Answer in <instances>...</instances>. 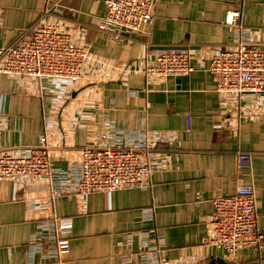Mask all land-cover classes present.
<instances>
[{"label":"crops","instance_id":"crops-1","mask_svg":"<svg viewBox=\"0 0 264 264\" xmlns=\"http://www.w3.org/2000/svg\"><path fill=\"white\" fill-rule=\"evenodd\" d=\"M105 1L0 0V48L47 22L88 52L78 84L0 74V151L37 147L47 137L51 167L66 171L111 127L165 136L158 151L167 168L153 173L148 187L62 196L40 209L29 202H45L47 180L0 182V264H27L37 224L53 216L73 224L62 264H122L125 255L143 264L145 238L163 239L171 264H264V245L231 260L205 245L213 201L234 195L239 184L254 186L264 232V94L226 110L207 71L213 50L235 46L226 24L231 10L241 11L245 37L264 45V0H158L153 26L136 34L99 29ZM177 48L190 50L195 72L145 76L157 51ZM240 153L251 161L239 164Z\"/></svg>","mask_w":264,"mask_h":264},{"label":"built area","instance_id":"built-area-1","mask_svg":"<svg viewBox=\"0 0 264 264\" xmlns=\"http://www.w3.org/2000/svg\"><path fill=\"white\" fill-rule=\"evenodd\" d=\"M157 1L106 0V14L99 29L140 33L153 26ZM226 24L236 32L235 46L213 50L207 71L213 77L223 107L229 110L231 103H239L245 96L264 94V45L245 37L240 10L229 11ZM191 58L186 48L159 50L145 62L143 72L147 78L189 76L196 71ZM87 59V49L78 45L69 32L57 23L39 22L12 44L0 48V74L78 84L83 79ZM164 142L167 138L160 134L134 135L107 127L99 142L84 148L80 158L65 171L51 167L48 138L43 137L37 147L19 152L0 151V182L47 180L50 194L45 202L30 201L33 209L50 205L62 196L84 197L96 192L148 187L151 175L167 168L165 157L158 151ZM238 161L241 165L249 163L251 155L240 153ZM213 205L211 235L205 245L225 251L230 260L243 248L263 247L264 232L258 225L252 184H239L234 195L218 197ZM72 228L71 221L54 216L41 220L28 244L27 264H62L70 251ZM128 242L132 243L131 237ZM164 248L161 238L155 243L143 239L139 250L143 264H171ZM122 264H133L132 257L125 255Z\"/></svg>","mask_w":264,"mask_h":264},{"label":"trees","instance_id":"trees-1","mask_svg":"<svg viewBox=\"0 0 264 264\" xmlns=\"http://www.w3.org/2000/svg\"><path fill=\"white\" fill-rule=\"evenodd\" d=\"M158 150L160 151V147H158Z\"/></svg>","mask_w":264,"mask_h":264}]
</instances>
